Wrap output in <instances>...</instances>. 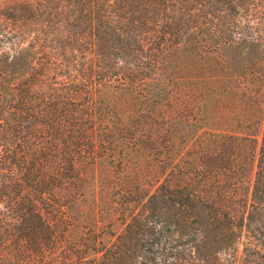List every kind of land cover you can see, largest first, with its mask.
Segmentation results:
<instances>
[{
	"label": "trees",
	"instance_id": "obj_1",
	"mask_svg": "<svg viewBox=\"0 0 264 264\" xmlns=\"http://www.w3.org/2000/svg\"><path fill=\"white\" fill-rule=\"evenodd\" d=\"M0 264H264V0H0Z\"/></svg>",
	"mask_w": 264,
	"mask_h": 264
},
{
	"label": "rangeland",
	"instance_id": "obj_2",
	"mask_svg": "<svg viewBox=\"0 0 264 264\" xmlns=\"http://www.w3.org/2000/svg\"><path fill=\"white\" fill-rule=\"evenodd\" d=\"M111 217L112 216L106 218V222L111 221V224L107 226L106 229H112L114 232H118L122 227L120 220L116 218L117 216H113L112 218ZM107 238H109V236Z\"/></svg>",
	"mask_w": 264,
	"mask_h": 264
}]
</instances>
